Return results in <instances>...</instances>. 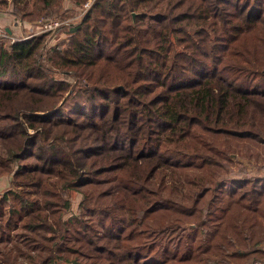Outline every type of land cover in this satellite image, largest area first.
I'll list each match as a JSON object with an SVG mask.
<instances>
[{"label": "trees", "instance_id": "16d2710c", "mask_svg": "<svg viewBox=\"0 0 264 264\" xmlns=\"http://www.w3.org/2000/svg\"><path fill=\"white\" fill-rule=\"evenodd\" d=\"M131 1L0 36V264H264V0Z\"/></svg>", "mask_w": 264, "mask_h": 264}, {"label": "rangeland", "instance_id": "374dc122", "mask_svg": "<svg viewBox=\"0 0 264 264\" xmlns=\"http://www.w3.org/2000/svg\"><path fill=\"white\" fill-rule=\"evenodd\" d=\"M63 3H65V4L61 8L54 10V11H50V14H52L54 19L57 20L58 22H62V24L53 30H47V31H42L41 27L43 25V21L48 16V15H46L48 12L45 14L43 19H39L38 21H34V22H28V21L20 22L18 20V18L12 12H10V11H3V12L6 14L7 13L13 14L15 16V18L17 19L16 23L19 26L22 25L21 27L25 26L27 28V30L25 32L19 31L17 34H13L14 36L28 37L32 34H36V33H40V32H46L47 33V35H46L47 44L48 45H54L58 40H60L61 38L64 37L65 27L69 23H71L73 21H77L80 19V18H76L75 16L78 13V10L84 4L83 3L80 7L76 6L74 8L75 10L73 9L74 11L71 13V10H68L69 12L65 11V8H67V9L71 8V4L67 0H64ZM124 3L127 4L125 1H124ZM127 7L134 9V10L130 11L131 15L133 17L137 11H139L140 9L146 8V5L137 6L134 3V1L132 0L131 2L128 3ZM64 22H67V23L65 24ZM25 27H23V28H25ZM0 29L3 30V32L6 31L2 26H0ZM58 79H61V77H58ZM6 144H12V141L9 140L6 142ZM238 164L246 166L248 170H257L261 167H264V163H261L257 160L254 161L253 159H247L246 160V159L241 158L240 160H238ZM235 169H237V168H235ZM9 178H10V174L0 177V190L1 191L10 186ZM80 199H81V194L79 192L73 191L71 193V198H70L71 209L65 216H68V215H70V213H74L77 211ZM227 199L228 198L226 197L225 200H227ZM257 262L263 264L262 262H260L258 260H257Z\"/></svg>", "mask_w": 264, "mask_h": 264}, {"label": "built area", "instance_id": "2783aa9c", "mask_svg": "<svg viewBox=\"0 0 264 264\" xmlns=\"http://www.w3.org/2000/svg\"><path fill=\"white\" fill-rule=\"evenodd\" d=\"M92 0H86L83 4V6L78 10V13L76 14V18H84L87 12V9L90 5ZM46 15H48L46 17V19L43 21V25L41 27L42 31H47V30H53L55 28H57L59 25L62 24V22H58L57 20L54 19V17L52 16V14H50V12H48ZM65 24L67 22H64ZM3 34V30L0 29V36ZM251 264H261L257 261H253Z\"/></svg>", "mask_w": 264, "mask_h": 264}, {"label": "crops", "instance_id": "0c3cea01", "mask_svg": "<svg viewBox=\"0 0 264 264\" xmlns=\"http://www.w3.org/2000/svg\"><path fill=\"white\" fill-rule=\"evenodd\" d=\"M65 4V3H64ZM16 18L13 14L0 12V26H2L7 32L11 34H17L19 31L25 32L27 28L21 27L16 23ZM11 178V177H10ZM9 178V181H10Z\"/></svg>", "mask_w": 264, "mask_h": 264}]
</instances>
